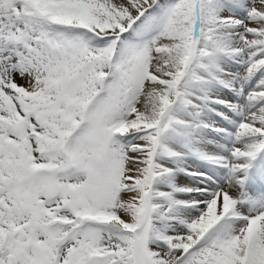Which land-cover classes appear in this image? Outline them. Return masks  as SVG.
<instances>
[{"label":"snow or ice","instance_id":"6c2138e0","mask_svg":"<svg viewBox=\"0 0 264 264\" xmlns=\"http://www.w3.org/2000/svg\"><path fill=\"white\" fill-rule=\"evenodd\" d=\"M0 264H264V0H0Z\"/></svg>","mask_w":264,"mask_h":264}]
</instances>
